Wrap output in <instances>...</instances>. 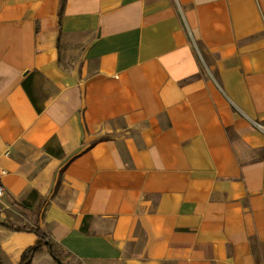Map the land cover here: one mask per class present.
<instances>
[{
  "label": "crops",
  "instance_id": "1",
  "mask_svg": "<svg viewBox=\"0 0 264 264\" xmlns=\"http://www.w3.org/2000/svg\"><path fill=\"white\" fill-rule=\"evenodd\" d=\"M253 121L264 0H0V264H264Z\"/></svg>",
  "mask_w": 264,
  "mask_h": 264
},
{
  "label": "trees",
  "instance_id": "2",
  "mask_svg": "<svg viewBox=\"0 0 264 264\" xmlns=\"http://www.w3.org/2000/svg\"><path fill=\"white\" fill-rule=\"evenodd\" d=\"M21 206L23 207H27L28 205L27 204H22ZM13 229L17 230V231H28V232H32L34 234H36V236L39 238V241L36 245H34L33 247H30L28 248L24 254L22 255V259H21V262L20 264H32V261H33V258L41 253L45 248L49 249L52 256L58 260L59 264H63L60 260H59V257L58 255L55 253V251H53L52 249V243L49 239V236L44 232L42 231L41 229L39 228H36V229H20V228H15V227H12Z\"/></svg>",
  "mask_w": 264,
  "mask_h": 264
},
{
  "label": "built area",
  "instance_id": "3",
  "mask_svg": "<svg viewBox=\"0 0 264 264\" xmlns=\"http://www.w3.org/2000/svg\"><path fill=\"white\" fill-rule=\"evenodd\" d=\"M253 125L256 129L264 132V126L261 125L260 123L253 121ZM3 173L5 174L6 172ZM4 195H5L4 188L0 185V200L4 197Z\"/></svg>",
  "mask_w": 264,
  "mask_h": 264
}]
</instances>
